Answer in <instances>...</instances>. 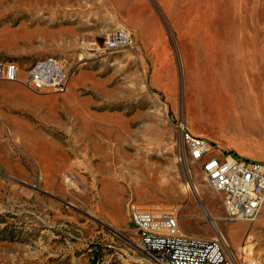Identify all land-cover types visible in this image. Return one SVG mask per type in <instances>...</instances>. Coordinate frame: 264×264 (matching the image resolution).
<instances>
[{"label": "rangeland", "instance_id": "obj_1", "mask_svg": "<svg viewBox=\"0 0 264 264\" xmlns=\"http://www.w3.org/2000/svg\"><path fill=\"white\" fill-rule=\"evenodd\" d=\"M120 27L136 46L98 54ZM46 57L68 92L0 83V264H156L131 219L151 207L264 264V209L226 220L181 129L264 162V0H3L0 59Z\"/></svg>", "mask_w": 264, "mask_h": 264}, {"label": "built area", "instance_id": "obj_2", "mask_svg": "<svg viewBox=\"0 0 264 264\" xmlns=\"http://www.w3.org/2000/svg\"><path fill=\"white\" fill-rule=\"evenodd\" d=\"M135 46L132 33L120 27L95 51L105 54ZM71 78L65 63L56 57L38 60L26 70L15 60L0 59V83L12 82L36 92L63 94L69 91ZM181 129L189 158L200 164L208 182L222 197L225 219L255 221L264 209V162L241 159L191 133L185 125ZM67 181L74 185L71 179ZM131 215L141 250L156 264H233L219 238L185 233L176 210L134 208ZM243 264H259V259L243 260Z\"/></svg>", "mask_w": 264, "mask_h": 264}, {"label": "bare ground", "instance_id": "obj_3", "mask_svg": "<svg viewBox=\"0 0 264 264\" xmlns=\"http://www.w3.org/2000/svg\"><path fill=\"white\" fill-rule=\"evenodd\" d=\"M3 3V0H0V4H2ZM155 182V181H154Z\"/></svg>", "mask_w": 264, "mask_h": 264}]
</instances>
